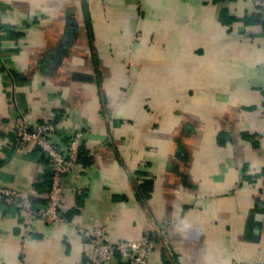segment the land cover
<instances>
[{"label":"crops","instance_id":"obj_1","mask_svg":"<svg viewBox=\"0 0 264 264\" xmlns=\"http://www.w3.org/2000/svg\"><path fill=\"white\" fill-rule=\"evenodd\" d=\"M0 186L48 198L17 118L82 130L65 222L0 204V264H93L81 228L156 231L150 264H264V21L254 0H0ZM143 175L151 190L139 187ZM149 191V192H148ZM112 264H131L116 258Z\"/></svg>","mask_w":264,"mask_h":264},{"label":"built area","instance_id":"obj_2","mask_svg":"<svg viewBox=\"0 0 264 264\" xmlns=\"http://www.w3.org/2000/svg\"><path fill=\"white\" fill-rule=\"evenodd\" d=\"M254 7L259 10L264 21V0H254ZM2 11L0 9V27L2 25ZM264 118V113L262 114ZM61 134L58 123L54 119L41 122L33 126L25 116L17 118L15 141L18 149L24 150L34 144L50 160L51 179L48 198L44 207H37L34 203L36 189L29 185L24 190H16L0 186V204L15 205L26 215L25 229L31 231L38 222L49 225L65 222L62 214V203L66 192L67 176L80 165L79 157L83 148L86 134L84 131H72L64 137L67 142L60 148L53 140V136ZM83 238L93 246V264H112L116 258L128 261L131 264H150L153 253L157 248L156 237L162 232L145 231L143 238L136 241L120 240L113 242L108 228L104 224L92 229L81 228Z\"/></svg>","mask_w":264,"mask_h":264},{"label":"trees","instance_id":"obj_3","mask_svg":"<svg viewBox=\"0 0 264 264\" xmlns=\"http://www.w3.org/2000/svg\"><path fill=\"white\" fill-rule=\"evenodd\" d=\"M79 161H82V160H80V157H79ZM80 163H81V162H80ZM49 177L51 178V175H50ZM45 182L50 183V180H49V179H46ZM149 185H151V181L148 180V178H147L145 175H143V182H141V183L139 184V187L142 188V189L144 190V188L148 186V187H149L148 189H149V191H150V190H151V187H150ZM149 191H148V192H149ZM144 192H145V190H144ZM35 202H36V201L34 200V203H35Z\"/></svg>","mask_w":264,"mask_h":264}]
</instances>
